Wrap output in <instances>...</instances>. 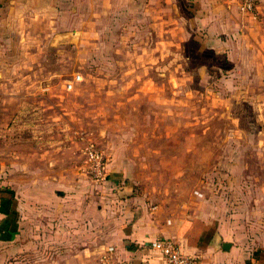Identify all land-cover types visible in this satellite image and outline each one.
Instances as JSON below:
<instances>
[{
	"label": "rangeland",
	"instance_id": "obj_1",
	"mask_svg": "<svg viewBox=\"0 0 264 264\" xmlns=\"http://www.w3.org/2000/svg\"><path fill=\"white\" fill-rule=\"evenodd\" d=\"M151 6L86 2L62 35L0 24V148L63 126L81 156L98 146L138 206L241 226L264 264V0L251 14L225 0Z\"/></svg>",
	"mask_w": 264,
	"mask_h": 264
},
{
	"label": "crops",
	"instance_id": "obj_2",
	"mask_svg": "<svg viewBox=\"0 0 264 264\" xmlns=\"http://www.w3.org/2000/svg\"><path fill=\"white\" fill-rule=\"evenodd\" d=\"M86 2L94 12L115 15L163 3L177 11L208 0H0V24L20 35L25 24L41 22L62 35L63 21ZM35 129L26 139L3 138L0 148V264H98L110 247L120 264H165L149 249L156 239L174 241L197 264H252L254 247L243 227L232 231L204 216L175 218L140 207L112 165L107 184L98 188L80 162V143L65 127L55 137Z\"/></svg>",
	"mask_w": 264,
	"mask_h": 264
},
{
	"label": "built area",
	"instance_id": "obj_3",
	"mask_svg": "<svg viewBox=\"0 0 264 264\" xmlns=\"http://www.w3.org/2000/svg\"><path fill=\"white\" fill-rule=\"evenodd\" d=\"M236 6V10L242 14H251L259 9L262 0H226ZM79 78L65 85L67 91L73 88ZM85 171L89 180L98 188L107 184V161L103 152L97 145L90 142L82 150ZM149 249L156 253L165 264H197L196 257L182 253L179 245L170 239H156L148 243ZM114 249L108 248L100 258L98 264H120L114 258ZM17 264V263H14Z\"/></svg>",
	"mask_w": 264,
	"mask_h": 264
},
{
	"label": "water",
	"instance_id": "obj_4",
	"mask_svg": "<svg viewBox=\"0 0 264 264\" xmlns=\"http://www.w3.org/2000/svg\"><path fill=\"white\" fill-rule=\"evenodd\" d=\"M229 248H230L229 244H225L222 246V249L225 251L229 250Z\"/></svg>",
	"mask_w": 264,
	"mask_h": 264
}]
</instances>
